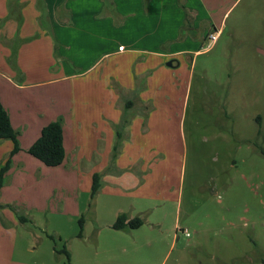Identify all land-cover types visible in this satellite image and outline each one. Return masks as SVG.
Instances as JSON below:
<instances>
[{"label": "crops", "instance_id": "obj_1", "mask_svg": "<svg viewBox=\"0 0 264 264\" xmlns=\"http://www.w3.org/2000/svg\"><path fill=\"white\" fill-rule=\"evenodd\" d=\"M231 1L0 0V100L21 147L0 190V264H37L15 250L20 225L38 213L73 230L84 207L71 191L90 190L95 173L112 195L151 194L157 168L137 166V137L152 132L153 75L179 66V55L199 53L207 28L218 37ZM127 98L137 111H128ZM54 120L62 122L66 155L47 166L28 149ZM12 148L0 139V167ZM122 213L133 211L111 206L110 227Z\"/></svg>", "mask_w": 264, "mask_h": 264}, {"label": "rangeland", "instance_id": "obj_2", "mask_svg": "<svg viewBox=\"0 0 264 264\" xmlns=\"http://www.w3.org/2000/svg\"><path fill=\"white\" fill-rule=\"evenodd\" d=\"M234 1L213 44L207 28L199 53L179 55V66L153 75L152 132L137 137V166L157 168L151 194L144 188L115 196L101 181L91 195L92 178L90 190L71 191L84 207L83 234L77 221L71 230L65 219L56 225L52 217L50 225L38 213L35 223L20 225L17 259L264 264V0ZM127 99L128 111H137L135 99ZM114 205L141 219L131 235L109 226Z\"/></svg>", "mask_w": 264, "mask_h": 264}, {"label": "trees", "instance_id": "obj_3", "mask_svg": "<svg viewBox=\"0 0 264 264\" xmlns=\"http://www.w3.org/2000/svg\"><path fill=\"white\" fill-rule=\"evenodd\" d=\"M0 139H10L13 142V148L9 157L6 159L4 164L0 167V190L4 185L5 174L10 169L12 164V156L17 153L21 147L18 139V133L13 128L10 117L4 108L3 104L0 100ZM28 152L39 159L47 166H58L62 164L65 158V149L63 145V126L60 120H54L46 124L40 133V136L37 140L30 146ZM101 186V177L100 174L95 173L93 175V183L91 195H95V193L99 190ZM20 221H26L24 216L19 217ZM79 222V233L81 236L83 230V222L84 217L81 216L78 219ZM142 224L141 219L139 217L128 218L126 214H119L112 227L114 229H128V228H137ZM50 237L54 238L53 235ZM61 252L65 254L67 260L70 259L68 250L63 247Z\"/></svg>", "mask_w": 264, "mask_h": 264}, {"label": "built area", "instance_id": "obj_4", "mask_svg": "<svg viewBox=\"0 0 264 264\" xmlns=\"http://www.w3.org/2000/svg\"><path fill=\"white\" fill-rule=\"evenodd\" d=\"M210 38H211L212 42H214V41L217 39V35H216V33L211 34V35H210ZM185 231H186V230H185ZM186 233L189 234V232H187V231H186Z\"/></svg>", "mask_w": 264, "mask_h": 264}, {"label": "water", "instance_id": "obj_5", "mask_svg": "<svg viewBox=\"0 0 264 264\" xmlns=\"http://www.w3.org/2000/svg\"><path fill=\"white\" fill-rule=\"evenodd\" d=\"M172 64H173L172 61H169V62H168V65H172Z\"/></svg>", "mask_w": 264, "mask_h": 264}]
</instances>
